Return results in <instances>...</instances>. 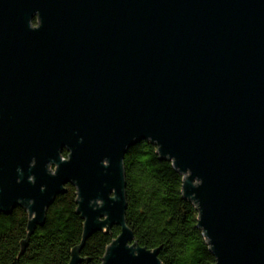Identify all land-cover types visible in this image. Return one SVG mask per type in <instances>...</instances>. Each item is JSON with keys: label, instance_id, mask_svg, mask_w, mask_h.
Wrapping results in <instances>:
<instances>
[{"label": "water", "instance_id": "water-1", "mask_svg": "<svg viewBox=\"0 0 264 264\" xmlns=\"http://www.w3.org/2000/svg\"><path fill=\"white\" fill-rule=\"evenodd\" d=\"M143 141L215 264H264V0H0V213L32 232L71 185L84 239L120 229L102 264H161L125 222Z\"/></svg>", "mask_w": 264, "mask_h": 264}, {"label": "trees", "instance_id": "trees-1", "mask_svg": "<svg viewBox=\"0 0 264 264\" xmlns=\"http://www.w3.org/2000/svg\"><path fill=\"white\" fill-rule=\"evenodd\" d=\"M66 156L63 152L62 157ZM123 166L125 222L133 235L132 245L158 250L161 264H215L198 228V212L183 199V178L172 164L160 160L156 148L143 141L127 151ZM75 193L67 185L46 210L44 222L32 232L23 208L8 215L0 213V264H69L73 250H79V264H102L120 229H105L84 239Z\"/></svg>", "mask_w": 264, "mask_h": 264}, {"label": "rangeland", "instance_id": "rangeland-1", "mask_svg": "<svg viewBox=\"0 0 264 264\" xmlns=\"http://www.w3.org/2000/svg\"><path fill=\"white\" fill-rule=\"evenodd\" d=\"M32 27H37V20H33L32 21ZM65 152V151H64ZM66 153V152H65ZM63 154V153H62ZM67 154V153H66ZM54 169H55V167L54 166H51L50 168H49V170L50 171H54ZM75 190H76V188H75ZM76 193H77V191H76ZM76 193H75V195H76ZM76 199H77V196H76ZM100 204V203H99ZM127 205V204H126ZM195 207V206H194ZM196 209V208H195ZM113 228V227H112ZM25 248V247H24Z\"/></svg>", "mask_w": 264, "mask_h": 264}]
</instances>
